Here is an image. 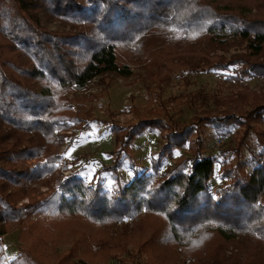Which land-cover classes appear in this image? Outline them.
<instances>
[{
  "label": "trees",
  "instance_id": "1",
  "mask_svg": "<svg viewBox=\"0 0 264 264\" xmlns=\"http://www.w3.org/2000/svg\"><path fill=\"white\" fill-rule=\"evenodd\" d=\"M40 16L61 28L45 27ZM231 46L239 50L217 52ZM133 66L153 88L175 72L230 68L233 79H264V0H0V235L15 227L23 246L5 262L0 238V264H88L109 254L99 237L122 219L137 223L117 234L119 249L131 243L147 264H179L176 249L194 264H264V163L246 171L235 152L249 132L264 143L261 94L242 87L233 101L245 109L206 112L183 125L141 114L126 125L110 120L108 190L99 178L60 173L68 163L53 150L64 143L56 132L86 128L89 116L73 108L74 90L106 73L128 77ZM202 123L237 127L234 161L215 188L213 158L196 132ZM152 129L161 140L150 171L132 168L122 184L117 169L124 160L133 166L134 137ZM175 149L186 155L159 169ZM48 179L52 191L30 186ZM229 243L236 247L225 256Z\"/></svg>",
  "mask_w": 264,
  "mask_h": 264
},
{
  "label": "rangeland",
  "instance_id": "2",
  "mask_svg": "<svg viewBox=\"0 0 264 264\" xmlns=\"http://www.w3.org/2000/svg\"><path fill=\"white\" fill-rule=\"evenodd\" d=\"M40 19L41 23L49 29L61 28L57 22L47 21L43 16H40ZM238 50L239 47L231 46L225 52H217L227 56ZM232 74L233 71L230 68L224 71L175 72L168 82L154 88L153 84L149 85L142 79L145 74L140 66L131 67V74L125 78L116 76L114 73L94 77L82 88L74 90L77 100L72 103L74 109L80 108L89 115L87 127H69L67 130L56 132L63 135L64 143L54 147L53 150L60 153L62 160L68 163L67 168L60 170V173L75 171L86 182L99 178L104 188L108 190L112 178L103 168L110 163L107 151L113 146V135L109 131L110 120L126 125L137 119L136 114H141L156 116L167 124L183 125L187 124L192 116L202 117L206 112L210 115H219V111L225 108L232 111L245 109L246 107L238 106L233 101L234 92L242 87L264 97V79L249 77L238 80L231 78ZM212 96L225 103L215 104ZM257 124L264 132V122ZM236 129L237 127L233 125L213 123L196 125L197 136L203 141V155L213 158V173L209 179L211 188L226 183L220 172L224 166L234 161L236 142L233 136ZM160 140L161 135L156 129L144 131L134 137L131 143L133 166L124 160L117 169L122 184L128 183L131 179L132 168L137 171H150V159L157 155ZM235 152H238L240 159L245 162L246 171L264 163V143L260 144L253 132L247 134L240 148ZM180 154L186 155V152L175 149L171 156L166 155L161 158L159 169L170 166ZM61 163L62 161L59 165ZM48 180L47 183H32L30 186L36 193L52 191L55 189L54 181ZM27 199V196L20 198L16 205L26 203ZM136 223V220L122 219L106 228V232L100 235L99 239L109 254L104 258L93 259L88 264H147L145 253L137 250L131 243H127L124 249H119L117 234L132 232ZM17 235V229L9 227L8 231L1 236L5 262L23 247ZM87 240L89 241L90 238ZM89 245L92 243L89 242ZM235 247L229 243L222 251L225 256H228ZM67 248L68 245L65 244L57 246L54 250L55 254L52 253V255L55 257ZM176 251L179 264H194V256H186L178 249ZM73 256L70 258L71 261L82 257V253L78 252ZM67 263L63 261V264ZM53 264H56L55 261Z\"/></svg>",
  "mask_w": 264,
  "mask_h": 264
},
{
  "label": "built area",
  "instance_id": "3",
  "mask_svg": "<svg viewBox=\"0 0 264 264\" xmlns=\"http://www.w3.org/2000/svg\"><path fill=\"white\" fill-rule=\"evenodd\" d=\"M2 235H3V234H2ZM2 235H0V238H1Z\"/></svg>",
  "mask_w": 264,
  "mask_h": 264
}]
</instances>
